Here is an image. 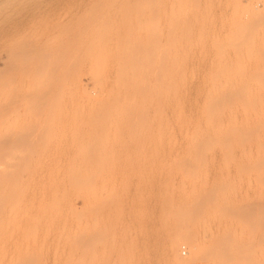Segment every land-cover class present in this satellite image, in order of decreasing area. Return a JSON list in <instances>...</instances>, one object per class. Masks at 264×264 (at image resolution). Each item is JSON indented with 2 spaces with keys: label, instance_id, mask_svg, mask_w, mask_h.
Wrapping results in <instances>:
<instances>
[{
  "label": "rangeland",
  "instance_id": "1",
  "mask_svg": "<svg viewBox=\"0 0 264 264\" xmlns=\"http://www.w3.org/2000/svg\"><path fill=\"white\" fill-rule=\"evenodd\" d=\"M239 1L0 0V264H214L209 162L232 218L225 240L242 245L250 181L237 168L252 163L212 141L223 35L241 67L264 63V0ZM239 4L253 12L248 28L236 25Z\"/></svg>",
  "mask_w": 264,
  "mask_h": 264
},
{
  "label": "bare ground",
  "instance_id": "2",
  "mask_svg": "<svg viewBox=\"0 0 264 264\" xmlns=\"http://www.w3.org/2000/svg\"><path fill=\"white\" fill-rule=\"evenodd\" d=\"M240 4H239V6H237V7H239V9L237 11L236 25H238L239 28L240 27L242 28L244 26H246L244 28H248V26L249 27L252 26L251 20L253 17L252 16L253 12L251 13L250 9H248L247 6H246L247 7L246 9H248V11H245L244 6H240ZM242 4H244V3H242ZM241 7H243V8H241ZM237 28L238 27L236 26V29ZM248 30H252V28L248 29ZM225 31H226V29H225ZM247 33H248V31L246 32V34ZM224 35H223L224 41L222 40L223 44L221 45L222 48H220L222 51L221 52V55H222V59H221V85H219V87H221V90H220L221 98L218 100H219V103L221 102V110L218 113L219 118H218V116L216 118V120L219 119V121H218V123L215 121L216 122L215 127L213 126L214 125L213 123H211V124H213V125H211L210 122H208V124H210V125L209 126L207 125V132H206V137H205L206 141L205 142H207V143L210 142L211 135H213V134H211L210 131H212L214 128L217 127L216 129H214V131L215 130H217V131H215V132L212 131V133L217 132V135H218L217 137H214L215 140L212 136V141L213 142L215 141L214 144H218V145L227 144L226 146L231 145L233 147L237 146L234 148H238L239 151H242V155H243V153L245 154V152L247 154H249L248 156L250 158H248V157L247 158L250 159V163H252V164L250 166H249L250 163L247 165V166H249L248 169H246V167H244L245 163L242 167H244V169H246V170H251L250 171L251 175H252V176L250 175L251 179H249V178H248L249 180L247 179V177H250V176H248L249 171H247L248 174L246 175L247 176L246 177L245 174H243L246 171H244V169H241V168H239V169L237 168V170H238L237 175L239 176L240 181H241V178H246V179H244L245 181L247 180L246 182L243 180V182H245V183L250 181L249 183L246 184L243 191L241 190L243 193L240 195V197L242 199V200L241 199L240 200L243 201L242 202L243 205H241L243 207L242 208L243 212L249 211V210L250 211H249V213L245 212V214L242 212V210H241L242 213L239 212V213L244 215V216L240 215L241 217H243L242 220L244 222V226H243V223L241 222V220H239L241 218H238V221L240 223H242L241 225L244 228V232H245L244 233L245 238L243 239L242 245L241 246L239 245L236 247L228 246L227 242L225 240V237L227 234L229 235L231 233L230 227H232V226L230 225L231 222L226 218H229V219H232V218H230V214H229V217H225L220 213L221 207H224V209H225V206H223V204H222L225 202H222L223 198L220 197L221 191L220 192L217 190L215 191L213 188V187L217 188L216 184L214 185V182H216L215 179L217 180L218 176H215L216 178H214V176L212 174L213 173L212 172V164H211V162H209L206 166V172H204V175H205L204 188H203L204 189V191H203V201H204L203 207L204 208L202 210H204L203 211V213H204L203 219L205 222L204 225L206 226V229H205V232H203V233L205 234L204 236H206V238H207V239L206 238H204V239H206V242H209L210 246L212 245V247L215 251V254H214L215 255V260H214L215 263L214 264H254L253 257L257 251V246L255 244H253L252 241L249 240V236L252 235V233H254V230L255 231L257 230L256 228L253 227V224H252L256 219L254 221H252L253 219H251L252 223L250 224L249 218H252V216L254 215V214L251 215L250 212L255 213L257 210L259 212V211H261L260 209H264V70H263L264 66H262L264 63H261V60H260V63L259 62L258 63L261 65L255 63L256 65L255 64L254 65H248L245 68H244V66H242L243 67L242 68L240 65V61H239V63L237 61V59L238 60L243 59L241 57L239 59V57H238V55H239L238 53H241V52H238V49H239L238 46H240V45H238L237 47L232 46L234 48H232V51L229 52L228 47H227V42H229V41H227V37H226L227 35L226 36H224ZM250 35H252V33ZM243 38H245V37H243ZM250 40H248V42ZM230 42H232V41H230ZM236 42L233 44H236ZM239 43L243 44L240 41H239ZM250 45H251V43H250ZM244 48H245V46H244ZM246 48H247V46H246ZM249 50H251V49H249ZM245 53H247V52H245ZM255 53H257V52H255ZM246 61H244V62H246ZM262 61H264V60L262 59ZM251 62H253V61H251ZM235 63H238L237 65H240V67H241L239 72H238V66ZM230 64L231 65L234 64V66L236 68L234 66L230 67ZM262 67H263V69H262ZM255 78H257L256 81H254ZM211 126H213L214 128L211 129L210 128ZM214 136H215V134H214ZM219 143H223V144H219ZM209 144H211V142ZM226 146H224V147H226ZM220 148L221 147L219 146V149ZM227 150H228V148H227ZM245 157H246V154H245ZM234 158H236V157H234ZM239 158H240V156H239ZM241 158H244V157H241ZM238 160L240 161V159H238ZM238 160H237V162H238ZM245 160H246V158H245ZM247 162H246V164H247ZM239 166L240 165H238V167ZM236 167H237V164L235 166V170H236ZM226 168L224 167V169H226ZM214 175H216V174H214ZM226 175H228V174H226ZM239 178H237V179H239ZM221 194H222V192H221ZM235 200H237V199H235ZM232 201H234V200H232ZM237 209H239V208L237 207ZM254 209H256V210L254 211ZM228 210L229 209L227 208V214L225 213L226 215H228ZM236 211L238 212V210H236ZM247 214H250L251 217H249L250 215L247 216ZM235 216H237V215H235ZM232 217H234V216H232ZM253 217H255V216H253ZM257 220H258V217H257ZM236 223H238L237 220H236ZM242 232H241V234H242ZM233 233H235V231ZM239 235H240V233H239ZM196 243L191 244L190 249H189L190 253L195 257V259L193 260L195 263L198 262V259H199L198 258L199 257V248H198ZM175 244H176L175 240H169V250L170 251H172L174 249ZM182 264H187V263H182Z\"/></svg>",
  "mask_w": 264,
  "mask_h": 264
},
{
  "label": "built area",
  "instance_id": "3",
  "mask_svg": "<svg viewBox=\"0 0 264 264\" xmlns=\"http://www.w3.org/2000/svg\"><path fill=\"white\" fill-rule=\"evenodd\" d=\"M180 253H181L182 256H185L186 255L187 252H186L185 246H181L180 247Z\"/></svg>",
  "mask_w": 264,
  "mask_h": 264
}]
</instances>
